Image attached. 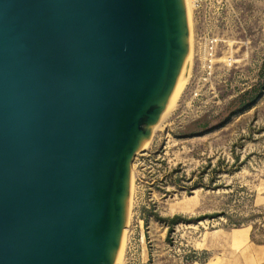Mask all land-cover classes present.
<instances>
[{"label": "water", "instance_id": "water-1", "mask_svg": "<svg viewBox=\"0 0 264 264\" xmlns=\"http://www.w3.org/2000/svg\"><path fill=\"white\" fill-rule=\"evenodd\" d=\"M189 44L185 0H0V264H115Z\"/></svg>", "mask_w": 264, "mask_h": 264}, {"label": "rangeland", "instance_id": "rangeland-1", "mask_svg": "<svg viewBox=\"0 0 264 264\" xmlns=\"http://www.w3.org/2000/svg\"><path fill=\"white\" fill-rule=\"evenodd\" d=\"M185 2L188 65L132 160L117 264H264V0Z\"/></svg>", "mask_w": 264, "mask_h": 264}, {"label": "bare ground", "instance_id": "bare-ground-1", "mask_svg": "<svg viewBox=\"0 0 264 264\" xmlns=\"http://www.w3.org/2000/svg\"><path fill=\"white\" fill-rule=\"evenodd\" d=\"M185 1H186V0H185ZM185 4H187V7L189 8L188 3L185 2ZM189 30H190V29H189ZM189 54H190V50H189ZM188 61H189V59H188ZM187 65H188V64H187ZM186 68H187V66H186ZM186 68H185V70H184L182 76L178 79V81H177V83H176V86H175V88H174L172 94H171L170 97L168 98V100H167V102H166V104H165V106H164V108H163V111H162V113L160 114V117H159L158 121H157L156 124H155V125L149 130V133H148V135H147V138H146V140H145L144 143H143V147H142V149H143L144 146L146 145V143H147V141H148L150 135L152 134V132H153V131L159 126V122L161 121V119H163V117H164L166 114H168V112H169V110H170V106H172L171 104H172V102H173V100H174V94L177 92V90L179 89V87H180V85H181V83H182V79H183V76H184V74H185ZM180 89H181V88H180ZM175 96H176V95H175ZM173 107H174V106H173ZM171 108H172V107H171ZM172 109H173V108H172ZM126 211H127V210H126ZM121 243H122V241H121ZM121 247H122V244H120V248H119V251H118V256H119V253H120V249H121ZM118 256H117V258H116V262H115V264H117Z\"/></svg>", "mask_w": 264, "mask_h": 264}]
</instances>
